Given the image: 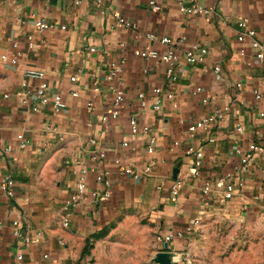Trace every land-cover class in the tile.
<instances>
[{
    "label": "crops",
    "instance_id": "0c3cea01",
    "mask_svg": "<svg viewBox=\"0 0 264 264\" xmlns=\"http://www.w3.org/2000/svg\"><path fill=\"white\" fill-rule=\"evenodd\" d=\"M75 1L0 0V185L6 176L15 182L14 198L0 197V264H17L18 255L22 264H153L160 252L170 253L174 264H204L210 255L211 264L216 257L219 264H230L221 258L226 251L242 263L262 264L264 148L247 168L245 186L231 199L225 194L240 166L239 152L264 139V60L237 37L238 21L249 19L264 42V0H198L212 12L197 16L180 13V4L190 0H160L158 12L149 0H101L100 7L95 0ZM38 21L52 27L41 31ZM165 37L176 42V78L168 64L135 55L164 54ZM195 44L209 53L204 62L188 64L184 53ZM17 52L21 56L13 64ZM122 62V72L109 80L113 66ZM215 67L222 69L220 80ZM29 72L44 75L65 100V110L55 112L50 104L34 112L22 104L23 95L39 84ZM156 88L163 90L160 96L154 95ZM116 90L125 95L120 116L103 122ZM158 98L161 107L154 110ZM225 109L223 118L190 136L191 125ZM133 115L156 139L152 155L145 150L146 137L130 133ZM20 135L28 142L25 149ZM125 141L130 148L122 147ZM188 147L201 153L199 168ZM98 151L106 160L92 159ZM83 167L89 169L91 191H103L96 175L109 171L112 196L100 204L87 194L66 228L64 202ZM125 168L139 176L124 174ZM176 181L181 190L174 196ZM14 221L38 242L15 238ZM170 233L180 235L166 250Z\"/></svg>",
    "mask_w": 264,
    "mask_h": 264
},
{
    "label": "built area",
    "instance_id": "2783aa9c",
    "mask_svg": "<svg viewBox=\"0 0 264 264\" xmlns=\"http://www.w3.org/2000/svg\"><path fill=\"white\" fill-rule=\"evenodd\" d=\"M97 3V6H101V0H95ZM81 3V0H76L75 4L79 5ZM149 6L150 9L153 12H158L161 10V4L160 0H149ZM180 13L186 16H197V15H209L212 11L211 9L205 8L204 6L200 5L198 0H190L189 4H180ZM104 14V12H102ZM114 18L121 24L125 23V19H123L120 15L114 14ZM36 27L41 30L45 31L47 29H50L52 26L43 22L38 21L36 23ZM62 30H66L65 26H61ZM237 37L238 41L241 43L249 42L250 46L256 53V57L259 60H264V42L258 38L257 32L251 28L249 19H241L238 21L237 24ZM1 38V34H0ZM160 43L162 45H165L168 47L167 51L164 54L159 53L158 51H137L135 55L145 61H152V60H158L165 64H168L170 66L169 74L171 77L176 78L175 75V66L179 60V54L177 53L176 49V42L173 39H170L168 37L162 38L160 40ZM33 45L30 44V48H32ZM13 48L15 50L18 49V45L15 43L13 45ZM91 51H95V49H91ZM209 51L206 47H203L199 44L193 45L189 50H187L184 53V59L188 64H195V63H202L205 60V57L208 55ZM243 51L241 54L243 55ZM20 53L17 52L13 58L12 63L16 64L20 58ZM124 62H122L119 65H114L111 69L108 79L112 80L117 74L122 72L121 65ZM214 72L217 76V79L220 80L222 78V69L221 67H215ZM29 77H32L34 79L39 80L38 86L35 88L34 91H32L29 95H23L22 98V104L25 106H31L32 111L38 112L43 109H45L48 105H52L55 112H61L66 109L67 105L63 97L51 89L49 83L44 79V75L36 72H29ZM77 79L75 77L72 78V81L75 82ZM24 87H26V84H23ZM242 88L241 84L237 85V89L240 90ZM154 95L160 96L163 93V90L161 88H156L153 90ZM255 95L257 99H262L263 95L259 94L255 91ZM74 96H78L77 93H74ZM124 92L122 90H116L115 92V99H114V106L109 115H106L102 117L103 122H107L109 120V117L117 118L120 116V107L122 106L124 102ZM166 97L170 100H173L174 95L172 93H166ZM139 98L142 101L143 105H146L145 101V95L140 94ZM161 107V100L158 98L155 102L153 108L154 110H159ZM226 112V109L223 112L214 114L213 116L200 119L199 121L195 122L193 125L189 127V134L191 137H193L197 130L199 129H208L210 124H212L214 121H216L218 118H223L224 113ZM262 117H264V113L261 114ZM130 133L133 137L138 136H144L147 140V145L145 146V150L147 153L152 155L155 152L156 147V139L151 136V131L149 127H141L138 117L136 115H133L129 118L128 121ZM237 131L239 133L244 132V127L242 125H237ZM20 140V148L25 149L27 147L28 142L24 139L22 135L18 137ZM95 140H91L90 144L95 146L96 145ZM123 148H130V143L128 141H125L122 143ZM264 148V139L262 140V143L259 142H253L249 145L246 152H239L241 155L240 160V166L236 170V173L234 174L233 181L227 186L225 199H231L236 191L237 188H243L245 186V175L247 168L251 165L252 161H254L256 155L262 151ZM188 155H194L195 156V166L199 168L201 166V153L196 152L193 147H188L187 149ZM107 156L106 153L103 151L95 152L92 156V159L95 161H104L106 160ZM119 163V161H117ZM122 172L126 175H132L134 177H138L139 175L133 171L130 168H125L122 170ZM150 172V168H146V173ZM89 173V169L86 167H83L81 169V175L79 178V181L76 185L75 191L65 200L64 202V216H63V226L69 227L71 223V216L72 213L78 208V206L81 203V200L89 194L91 198L100 203L104 204L107 201L110 200L112 194L110 191L111 183H110V172L105 170L103 172H99L96 175V183L100 186H103V191L100 190H90L87 182V176ZM15 182L11 176H6L3 178L2 183L0 185V197H6L7 199H12L15 196ZM172 192L174 196H177L179 194V191L181 190V183L176 181L173 185ZM210 186L206 185L204 187L203 192L205 194H208L210 192ZM13 228V235L17 239L22 240V244H34L38 242V239L35 237H30L28 234V229L21 223V221H14L12 224ZM180 235V234H176ZM174 233H170L165 236L164 241L169 243L171 242L175 236ZM38 238L41 237V233H38ZM23 256L18 255L17 256V264H22Z\"/></svg>",
    "mask_w": 264,
    "mask_h": 264
},
{
    "label": "rangeland",
    "instance_id": "374dc122",
    "mask_svg": "<svg viewBox=\"0 0 264 264\" xmlns=\"http://www.w3.org/2000/svg\"><path fill=\"white\" fill-rule=\"evenodd\" d=\"M143 222V225H145V224H147V222L145 221V220H143L142 221ZM232 252V251H231ZM263 256H264V249H263ZM156 256V255H155ZM233 258H232V257ZM222 261L223 262H225V260H226V258H228V259H230V264H249V263H242L241 261H240V259H239V257H237V256H233V255H231L230 253H228L227 251L226 252H224L223 253V255H222ZM205 263L204 264H211V262L209 261V259L211 260V259H215L213 256H206L205 258ZM216 260H217V263L216 264H219L218 262V260H220L219 258H217L216 257ZM152 263L153 264H157L155 261H154V258H153V260H152ZM262 264H264V259H263V261H262Z\"/></svg>",
    "mask_w": 264,
    "mask_h": 264
},
{
    "label": "water",
    "instance_id": "95a60500",
    "mask_svg": "<svg viewBox=\"0 0 264 264\" xmlns=\"http://www.w3.org/2000/svg\"><path fill=\"white\" fill-rule=\"evenodd\" d=\"M168 248H169V244L166 242L164 244V249L167 250ZM154 261L157 264H174V262L171 258V255L168 252L157 253V255L154 257Z\"/></svg>",
    "mask_w": 264,
    "mask_h": 264
}]
</instances>
